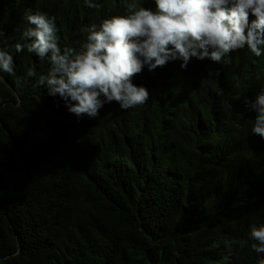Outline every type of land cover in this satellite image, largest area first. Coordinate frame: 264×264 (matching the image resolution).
Listing matches in <instances>:
<instances>
[{
  "label": "trees",
  "instance_id": "16d2710c",
  "mask_svg": "<svg viewBox=\"0 0 264 264\" xmlns=\"http://www.w3.org/2000/svg\"><path fill=\"white\" fill-rule=\"evenodd\" d=\"M97 2L0 0L15 71L1 72L10 87L0 79V264H258L249 235L264 225V139L248 103L263 60L145 66L133 83L146 104L78 118L38 86L48 60L15 45L40 12L56 17L61 47L78 49L84 27L126 15L124 0Z\"/></svg>",
  "mask_w": 264,
  "mask_h": 264
},
{
  "label": "clouds",
  "instance_id": "9594fccd",
  "mask_svg": "<svg viewBox=\"0 0 264 264\" xmlns=\"http://www.w3.org/2000/svg\"><path fill=\"white\" fill-rule=\"evenodd\" d=\"M143 1H149V7L140 0H124L126 15L84 27L86 41L78 49L61 47L55 16L27 14L26 43H17L16 52L26 48L41 60L47 59L50 67L47 74L39 75L38 86H45L50 96L62 98L78 118L93 119L100 116L105 104L115 102L128 110L151 99L147 87L133 83L145 66L153 71L172 64L173 69L182 67L186 73L195 61L225 66L238 52L263 60L264 66V0ZM84 3L99 7L97 0ZM4 35L0 30V38ZM1 72L15 76L14 58L2 49L0 79L8 85ZM36 76L34 69L26 71V77ZM21 83L17 78V87ZM256 93L255 100L248 103L249 110L256 113L249 123L252 133L264 139V85ZM249 239L254 241L251 249L264 254V225H251ZM248 243L240 240L239 246ZM258 264H264V258Z\"/></svg>",
  "mask_w": 264,
  "mask_h": 264
}]
</instances>
